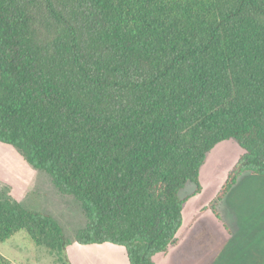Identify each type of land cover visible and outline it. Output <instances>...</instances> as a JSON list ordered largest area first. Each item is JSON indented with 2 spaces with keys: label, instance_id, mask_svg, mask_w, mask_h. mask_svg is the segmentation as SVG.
<instances>
[{
  "label": "trees",
  "instance_id": "1",
  "mask_svg": "<svg viewBox=\"0 0 264 264\" xmlns=\"http://www.w3.org/2000/svg\"><path fill=\"white\" fill-rule=\"evenodd\" d=\"M228 139L245 151L216 201L264 176V0H0V143L78 200L79 244L157 264L181 189L200 192ZM20 231L58 255L71 243L52 214L0 194V244Z\"/></svg>",
  "mask_w": 264,
  "mask_h": 264
},
{
  "label": "rangeland",
  "instance_id": "2",
  "mask_svg": "<svg viewBox=\"0 0 264 264\" xmlns=\"http://www.w3.org/2000/svg\"><path fill=\"white\" fill-rule=\"evenodd\" d=\"M244 149L234 139L218 143L200 169L201 190L188 182L180 191L183 224L157 264H264V176L245 173L222 201H216L226 173ZM0 194L30 209L52 214L71 242L64 254L50 252L20 231L0 244L12 264H130L124 247L81 245L76 232L86 217L74 196L63 195L46 172L35 169L9 145L0 143Z\"/></svg>",
  "mask_w": 264,
  "mask_h": 264
}]
</instances>
